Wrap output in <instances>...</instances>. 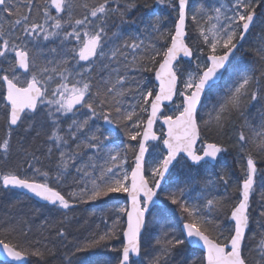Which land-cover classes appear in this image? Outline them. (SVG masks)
<instances>
[{
	"label": "snow or ice",
	"instance_id": "6c2138e0",
	"mask_svg": "<svg viewBox=\"0 0 264 264\" xmlns=\"http://www.w3.org/2000/svg\"><path fill=\"white\" fill-rule=\"evenodd\" d=\"M0 131L8 264H264V0H0Z\"/></svg>",
	"mask_w": 264,
	"mask_h": 264
},
{
	"label": "trees",
	"instance_id": "16d2710c",
	"mask_svg": "<svg viewBox=\"0 0 264 264\" xmlns=\"http://www.w3.org/2000/svg\"><path fill=\"white\" fill-rule=\"evenodd\" d=\"M251 39V38H250ZM247 47V45H246ZM227 75V74H226ZM223 83V82H221ZM118 136L120 139L123 138V134L119 133V130H117ZM119 142V141H118ZM181 168L177 170L176 173L173 172L172 178H177L180 181H183L187 174V169L183 166V164H179ZM223 165L222 169L234 172L235 175H240L239 165L236 163L234 159V155L231 154H225L224 158L220 161V163L216 166L214 171H217L216 169H219V166ZM221 170V169H220ZM198 190V189H197ZM264 191V186L257 185L256 191L254 192V195L252 197V204L253 207L256 208L259 206L260 203V193ZM229 193H231V189H229ZM8 194H12V198H8L9 202L4 198ZM195 195V193H193ZM0 212L5 209L7 213L9 211H12L13 213L17 211V209H12V204L19 205L20 208H22L24 211H29L31 209H39L40 215L37 217V220H42L44 217H55L56 213L50 211L51 206H42L39 204H36L32 200L18 194L17 192L11 191V192H0ZM3 197V198H2ZM8 203V205H6ZM169 208H172V206L169 205ZM110 210V205L104 204V202H96L95 204H85V205H79L75 211V217L73 221V228L70 229L71 236H80L81 238L88 234L89 230H93L96 228V226H99L100 230H103L105 228V225L101 222V217L107 215ZM253 215H257V213H253ZM85 221H87V224L80 229L79 232H77L75 229L80 224H83ZM174 228L177 230V232L180 229V219H179V212L176 210L175 213V219L172 221ZM255 224H253V228H255ZM70 236V238H71ZM200 252L196 251L193 253L191 250L187 251L184 255V259H192L198 257ZM110 253H105L100 250H96L95 253H82L81 261L83 264H106L110 257ZM35 258H32V264H34Z\"/></svg>",
	"mask_w": 264,
	"mask_h": 264
},
{
	"label": "rangeland",
	"instance_id": "374dc122",
	"mask_svg": "<svg viewBox=\"0 0 264 264\" xmlns=\"http://www.w3.org/2000/svg\"><path fill=\"white\" fill-rule=\"evenodd\" d=\"M159 129V125H157V130ZM1 133H2V131H0V135H1ZM222 167H223V165H220L219 166V169H216L217 171H220V169H222ZM181 168V166L180 165H178L177 167H176V169L174 170V173H176L177 172V170H179ZM217 171H214V170H212V169H209V174H212V173H214V172H217ZM175 179H177V178H175ZM13 197V195L12 194H8L6 197H4L6 200H7V202H9V199L8 198H12ZM3 198V197H2ZM0 199H1V197H0ZM6 205H8V203H6ZM7 213V211H5V209H3L1 212H0V216H4L5 214Z\"/></svg>",
	"mask_w": 264,
	"mask_h": 264
},
{
	"label": "water",
	"instance_id": "95a60500",
	"mask_svg": "<svg viewBox=\"0 0 264 264\" xmlns=\"http://www.w3.org/2000/svg\"><path fill=\"white\" fill-rule=\"evenodd\" d=\"M215 166H216V165H214L213 168H214ZM16 191H18L20 194H22V195H24V196L30 198L31 200L35 201L36 203L43 204V205H44V203H45V202L40 201L38 198L32 197L31 194H28V193H26V192L23 191V190H16ZM181 227H182V225H181ZM181 227H180V228H181ZM197 251H199V250H197ZM0 262H2V263H8L6 257H4L3 255H0Z\"/></svg>",
	"mask_w": 264,
	"mask_h": 264
},
{
	"label": "flooded vegetation",
	"instance_id": "af4514ba",
	"mask_svg": "<svg viewBox=\"0 0 264 264\" xmlns=\"http://www.w3.org/2000/svg\"><path fill=\"white\" fill-rule=\"evenodd\" d=\"M1 135H3V132L1 133Z\"/></svg>",
	"mask_w": 264,
	"mask_h": 264
},
{
	"label": "bare ground",
	"instance_id": "6f19581e",
	"mask_svg": "<svg viewBox=\"0 0 264 264\" xmlns=\"http://www.w3.org/2000/svg\"><path fill=\"white\" fill-rule=\"evenodd\" d=\"M180 227H181V225H180ZM8 264V263H7Z\"/></svg>",
	"mask_w": 264,
	"mask_h": 264
}]
</instances>
